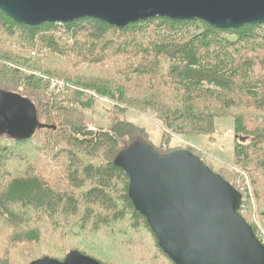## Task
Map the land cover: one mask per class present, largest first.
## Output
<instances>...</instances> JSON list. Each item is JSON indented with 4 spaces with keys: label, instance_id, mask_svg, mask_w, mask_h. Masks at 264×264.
Listing matches in <instances>:
<instances>
[{
    "label": "trees",
    "instance_id": "obj_1",
    "mask_svg": "<svg viewBox=\"0 0 264 264\" xmlns=\"http://www.w3.org/2000/svg\"><path fill=\"white\" fill-rule=\"evenodd\" d=\"M111 50L121 57L114 76L79 69L57 76L45 64L73 56L97 65ZM53 79L64 81L59 94L51 91ZM0 92L32 101L44 125L29 140L0 137V166L24 168L14 172L5 165L7 177L0 176L6 178L0 189V264L63 261L75 251L101 264H174L135 209L127 176L115 165L132 142L152 146L149 135L117 117L109 129L95 131L86 112L98 100L124 106L125 113L153 115L163 130L161 147L154 148L161 154L178 150L170 148L175 136L212 137L217 119H233L232 165L215 172L203 151L184 150L234 186L246 174L255 214L247 201L240 213L257 237L252 211L264 229V24L221 30L199 19L156 18L118 29L85 18L26 26L0 10ZM25 251L33 256L27 262Z\"/></svg>",
    "mask_w": 264,
    "mask_h": 264
},
{
    "label": "water",
    "instance_id": "obj_2",
    "mask_svg": "<svg viewBox=\"0 0 264 264\" xmlns=\"http://www.w3.org/2000/svg\"><path fill=\"white\" fill-rule=\"evenodd\" d=\"M18 24H67L90 18L118 29L156 18L202 20L221 29L264 24V0H0ZM32 101L0 92V137L25 141L43 128ZM129 197L174 264H264V244L240 213L243 195L190 150L158 153L132 142L115 159ZM30 264H101L79 252L63 261Z\"/></svg>",
    "mask_w": 264,
    "mask_h": 264
},
{
    "label": "rangeland",
    "instance_id": "obj_3",
    "mask_svg": "<svg viewBox=\"0 0 264 264\" xmlns=\"http://www.w3.org/2000/svg\"><path fill=\"white\" fill-rule=\"evenodd\" d=\"M15 41L17 43V40ZM72 44H73V40H69L67 43V46H68L67 48H70ZM14 48L19 51L21 50L18 44L17 46L15 45ZM43 53L47 54L48 51L45 49L43 50ZM35 54L36 53L34 52L32 56L35 57ZM119 56L120 55H118L114 50H111L109 58L105 62L101 64H97V65H88L73 56H68V57H63V58L52 57V58H49L50 60L46 62L45 64L51 66V68L55 71L57 76L69 75L74 69H79L91 75L114 76L120 67L119 64H120L121 57ZM64 67H71L72 69L69 71H65ZM91 71H94V72H91ZM101 71H105V72H101ZM55 82L64 84V81H62V79L60 80L53 79V81H51V91H53V93L59 94L58 92L61 90V88L64 85H56ZM144 84H146L145 80H144ZM114 106L115 105H111L109 102H106L105 100L104 101L98 100V103L95 109L86 112L87 121L92 124L91 127L95 131H98L100 129H103V130L109 129L113 118L117 117L120 120L125 119L135 124L136 126L143 128L149 135L150 142L152 143L153 148L159 149L161 147L162 140H163V130L161 128V123H159V121L155 119L153 115L139 113L133 109H130L125 113L124 106H121L118 109L114 108ZM215 125H216V133L212 137L175 136L170 142V148H173V149L178 148V149L184 150V149H188L192 147V148L197 149L199 152L203 151L204 155L206 156V160L208 161L207 165L212 166L215 172H217L219 169L223 167H228L229 165H232L234 162V147H235L234 121L231 118L229 119L221 118V119L216 120ZM43 157L46 158L45 156ZM202 160L203 162H205L204 159ZM5 165H6V168L11 169L14 172H18L19 170L24 169V168H20L18 164L7 163ZM5 165L4 163H2V165L0 166V168L2 167L0 176L3 175L7 177L6 175H4ZM34 167L37 170L43 169L41 166H34ZM5 177H0V189H1V186L6 181ZM247 181H248L247 177L244 175L243 172H241V177L237 178L236 180V188L238 189V191L241 190L240 188L241 185ZM250 184L251 182L249 183V186ZM251 189H252V186H251ZM253 191L254 189H252V195H253L252 198L250 197L249 191H247V202L250 203V205L253 208L254 214H255L254 200L256 201V199H255V195ZM243 210L246 212V209H243ZM253 211H252L251 222L257 226L258 234H259L258 237L259 238L260 236L264 237V229L262 228L260 223H258L257 221L258 218L257 219L253 218ZM38 225L42 226L44 224L38 223ZM0 227H2L1 224H0ZM116 227H117V230L120 229L119 226H116ZM141 238L143 237L141 236ZM143 239L145 243L147 244L148 238L145 237ZM3 240H4L3 234H0V252L3 249L2 247ZM39 245H33V246H37V249H39ZM17 247L24 249L25 247H27V245L20 244ZM23 255L24 257H27L24 260L26 262L31 257L33 258V256H31V253H28V251H25Z\"/></svg>",
    "mask_w": 264,
    "mask_h": 264
},
{
    "label": "built area",
    "instance_id": "obj_4",
    "mask_svg": "<svg viewBox=\"0 0 264 264\" xmlns=\"http://www.w3.org/2000/svg\"><path fill=\"white\" fill-rule=\"evenodd\" d=\"M56 83V85H63V84H61V83H58V82H55ZM246 177H247V179H248V181H249V178H248V176L246 175V174H244ZM244 182L242 185H241V190H240V192L242 193V195H243V203L245 202V201H247V191H249V194H250V197L252 198V189H251V184H250V186H249V183H250V181L249 182ZM238 186H239V184H238ZM235 188H236V186H235ZM237 189V188H236ZM238 190V189H237ZM241 208H243V204H242V206H241ZM240 208V209H241ZM242 212H245L244 210L242 211ZM259 240L264 244V237H262V236H260V238H259Z\"/></svg>",
    "mask_w": 264,
    "mask_h": 264
}]
</instances>
